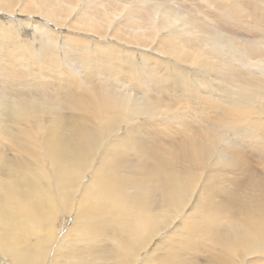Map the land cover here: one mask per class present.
Here are the masks:
<instances>
[{
	"label": "bare ground",
	"instance_id": "6f19581e",
	"mask_svg": "<svg viewBox=\"0 0 264 264\" xmlns=\"http://www.w3.org/2000/svg\"><path fill=\"white\" fill-rule=\"evenodd\" d=\"M105 1L0 0V264H264V0Z\"/></svg>",
	"mask_w": 264,
	"mask_h": 264
},
{
	"label": "rangeland",
	"instance_id": "374dc122",
	"mask_svg": "<svg viewBox=\"0 0 264 264\" xmlns=\"http://www.w3.org/2000/svg\"><path fill=\"white\" fill-rule=\"evenodd\" d=\"M202 1V2H201ZM131 1H129V3H130ZM187 2H189V3H195V5H196V8H195V13H194V16H196V18H198V19H200L201 18V20L202 21H208L206 18H204V16H206V15H204V14H209L210 16H211V13H212V8H211V6H209V4L208 3H206V0H187ZM205 2V3H204ZM100 3H102V4H105L106 3V1L105 0H100ZM170 3V2H169ZM173 4V5H172ZM170 6H172V7H177V4L176 3H170L169 4ZM179 6V5H178ZM201 6H203V7H201ZM194 7V6H193ZM199 10H201L204 14L202 15L200 12H199ZM197 11V12H196ZM142 15H144L143 14V12L141 13V11L139 10V8L137 9V11L136 12H133V11H130V9H129V7H127L126 9H124L123 10V14H122V16L123 17H127V16H129V17H133L134 19L136 18V19H140V17L142 16ZM204 19V20H203ZM213 19V18H212ZM135 21H137V20H135ZM132 24V23H131ZM181 40H183V39H181ZM183 41H185V40H183ZM116 45V48H118V49H122V51L124 50V47L123 46H121V45H119V44H115ZM119 46V47H118ZM121 47V48H120ZM128 47H130V46H128ZM130 49H132L133 50V52L134 53H136V54H134L136 57L138 56V53L139 52H141V51H139L138 49L139 48H135V47H130ZM140 50H146V52H147V54H148V56H149V58L152 60L153 59V57H155L156 56V54L154 53V52H156V51H149V50H151L150 48H147V49H145V48H143L142 47V49H140ZM142 52H144V51H142ZM149 52V53H148ZM127 86V85H126ZM135 93H137L136 91H135ZM139 94H141L140 92H139ZM163 95V94H162ZM168 98H170V97H168ZM173 99V98H172ZM70 223V220H69V222H68V224ZM62 228H63V226H62Z\"/></svg>",
	"mask_w": 264,
	"mask_h": 264
}]
</instances>
